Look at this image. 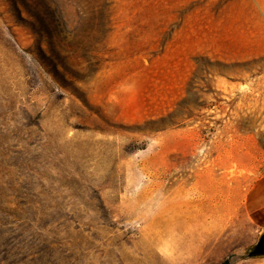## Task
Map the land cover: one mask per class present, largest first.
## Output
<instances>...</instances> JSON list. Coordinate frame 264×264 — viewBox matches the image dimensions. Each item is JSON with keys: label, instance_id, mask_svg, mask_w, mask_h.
<instances>
[{"label": "rangeland", "instance_id": "rangeland-1", "mask_svg": "<svg viewBox=\"0 0 264 264\" xmlns=\"http://www.w3.org/2000/svg\"><path fill=\"white\" fill-rule=\"evenodd\" d=\"M0 264H264V0H0Z\"/></svg>", "mask_w": 264, "mask_h": 264}, {"label": "trees", "instance_id": "trees-1", "mask_svg": "<svg viewBox=\"0 0 264 264\" xmlns=\"http://www.w3.org/2000/svg\"><path fill=\"white\" fill-rule=\"evenodd\" d=\"M52 2L54 3V5L56 4L54 1ZM54 10L55 9L50 10V8H46L44 15L39 14L38 12H31V10H28L29 13H32V15L35 17V21L37 24V26L35 27L36 32L40 34H45L47 36L48 42L52 49H53V36L56 31V25H53L52 23L55 21V11Z\"/></svg>", "mask_w": 264, "mask_h": 264}]
</instances>
